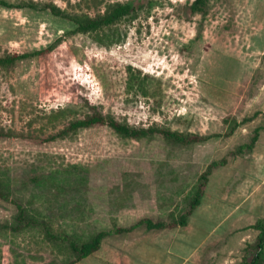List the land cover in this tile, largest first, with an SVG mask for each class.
Instances as JSON below:
<instances>
[{"label":"rangeland","instance_id":"obj_1","mask_svg":"<svg viewBox=\"0 0 264 264\" xmlns=\"http://www.w3.org/2000/svg\"><path fill=\"white\" fill-rule=\"evenodd\" d=\"M125 1L0 0V54L43 51L0 68V132L16 133L0 135V264L74 261L66 237L81 243L141 220L165 226L112 233L73 264H240L254 254L264 223V0H211L205 16L193 0H133L137 15L102 39L48 8L95 15ZM86 102L131 125L218 135L177 144L97 125L46 140Z\"/></svg>","mask_w":264,"mask_h":264},{"label":"trees","instance_id":"obj_2","mask_svg":"<svg viewBox=\"0 0 264 264\" xmlns=\"http://www.w3.org/2000/svg\"><path fill=\"white\" fill-rule=\"evenodd\" d=\"M211 0H193L190 4V9L193 13H199L202 16L207 14V10L209 7V3ZM4 3V2H3ZM29 6H33L34 4H29ZM50 11L55 15H60L66 18L73 20L77 26L75 31L82 33H95L96 37H99L100 31L105 28L109 29L108 34H105L108 37H116L118 33L117 29H113V26L119 22L120 20L127 17H134L137 15L138 6L135 4L133 0L125 1V2H117L113 4H109L104 12H99L95 15H90L89 13L80 12V13H68L60 9L55 4H51L48 6ZM112 30V31H110ZM43 51L35 50L24 53H16V52H6L4 54H0V68H10L12 67L18 60L32 57L34 55H39ZM68 108H60L56 111V113H66ZM240 122L234 119L233 125L230 127L227 135H231L235 129L239 126ZM97 125H107L110 127L119 137L123 139H150L156 135H160L163 139L177 143V144H193L207 140L211 136L218 135H200L195 133H184L177 130H173L169 127H160L156 124L150 126H135L131 125L125 121H120L117 119L112 113L104 112L102 109L98 108L96 104H91L89 102L85 103V110L82 116H74L72 119L68 121V123L59 130V132L52 134L46 140H53L56 137H65L71 133H75L80 129L94 127ZM15 132H0V135L11 136L15 135ZM23 135V134H18ZM28 137V136H27ZM258 137L256 133L252 139L254 142ZM252 146V144H250ZM210 172V168L207 169L201 176L199 177V185L196 188L195 195L190 202V210L188 213H184L180 216L179 224L186 225L187 218L189 213L195 209V207L200 203L201 196L203 195V186L207 181L208 174ZM3 182L0 180V197L5 198L6 194L3 190ZM20 212L17 216V220L20 223L25 222L26 219V210L21 205H19ZM29 222V220L27 221ZM143 222H147L149 227H163L164 223H154L151 220H141L130 227H115L114 229L109 230H100L96 234H94L90 239L83 241L81 243L76 242L75 240L69 239L66 237L68 241L69 248L72 253H74L76 259L64 262V263H54V264H73L75 261L83 259L93 252L97 251L103 239L115 232H123L130 231L136 226L142 224ZM17 224V225H19ZM43 224V223H42ZM44 225V224H43ZM260 232L256 242L253 244L255 249L254 254L251 259L244 260L240 264H264V223L259 224ZM45 232L49 233V228L46 225ZM14 229H17V226H14ZM64 238V237H61ZM65 239V238H64Z\"/></svg>","mask_w":264,"mask_h":264}]
</instances>
